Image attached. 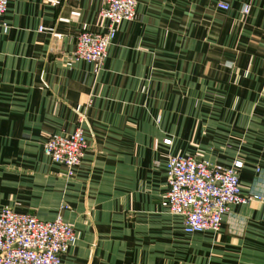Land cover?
I'll use <instances>...</instances> for the list:
<instances>
[{"label":"crops","instance_id":"crops-1","mask_svg":"<svg viewBox=\"0 0 264 264\" xmlns=\"http://www.w3.org/2000/svg\"><path fill=\"white\" fill-rule=\"evenodd\" d=\"M101 6L7 4L0 209L69 222L60 264H264V197L192 233L165 203L170 154L240 159L241 190L264 196V0H137L95 66L72 52L80 29L105 26ZM78 126L87 147L67 176L42 142Z\"/></svg>","mask_w":264,"mask_h":264},{"label":"built area","instance_id":"built-area-1","mask_svg":"<svg viewBox=\"0 0 264 264\" xmlns=\"http://www.w3.org/2000/svg\"><path fill=\"white\" fill-rule=\"evenodd\" d=\"M9 0H0V26L8 25L2 16ZM100 14L105 20L102 29L82 28L75 37L74 58L92 62L95 66L106 56L120 20L136 15L137 0H101ZM232 0H216V7L228 10ZM250 10L249 4L243 12ZM169 139H164L169 143ZM43 151L52 161L65 167V174L73 176L87 138L78 126L71 132H50L42 142ZM243 163H213L194 155L170 154L165 162L167 189L165 203L168 211L182 220L187 233L217 230L222 216L233 203L246 204L261 199L259 193L243 192L239 171ZM75 240L73 226L60 215L41 219L34 213L18 211L10 206L0 209V264H60L61 256Z\"/></svg>","mask_w":264,"mask_h":264},{"label":"rangeland","instance_id":"rangeland-1","mask_svg":"<svg viewBox=\"0 0 264 264\" xmlns=\"http://www.w3.org/2000/svg\"><path fill=\"white\" fill-rule=\"evenodd\" d=\"M202 158V157H201Z\"/></svg>","mask_w":264,"mask_h":264}]
</instances>
